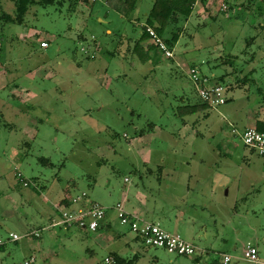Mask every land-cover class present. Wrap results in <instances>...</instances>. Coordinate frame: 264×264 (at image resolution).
<instances>
[{
	"label": "rangeland",
	"instance_id": "1",
	"mask_svg": "<svg viewBox=\"0 0 264 264\" xmlns=\"http://www.w3.org/2000/svg\"><path fill=\"white\" fill-rule=\"evenodd\" d=\"M229 1L228 14L215 10V19L192 17L172 32L176 57L185 66L160 50L153 52L158 63L152 66L123 53L121 40L139 39L142 27L107 0L31 4L24 23L0 22V70L9 84H19L20 95L12 107L5 103L12 86L0 90V264L31 258L30 264H105L111 252L125 261L138 255L133 264L219 259V253L204 252L196 260L145 244L117 216L111 230L49 227L51 209L60 214L54 200L64 193L71 199L85 191L88 199L115 206L120 193L128 191L135 200L140 190H146L147 220H159L199 248L203 242L192 236L200 225L213 234L231 233L234 255L243 258L242 245L250 242L264 264V157L244 144L235 121L249 110L264 119V0ZM139 2L145 23L152 0ZM3 11L15 15L14 1L0 0ZM228 54L237 55L232 65L221 63ZM191 66L216 81L230 73L221 81L229 100L189 110L203 101ZM248 72L256 82H238ZM160 158L167 166L157 164ZM193 172L207 176L198 188ZM34 230L41 237L8 240L11 232ZM106 232L121 235L104 245L96 237Z\"/></svg>",
	"mask_w": 264,
	"mask_h": 264
},
{
	"label": "built area",
	"instance_id": "2",
	"mask_svg": "<svg viewBox=\"0 0 264 264\" xmlns=\"http://www.w3.org/2000/svg\"><path fill=\"white\" fill-rule=\"evenodd\" d=\"M96 2L98 0H90ZM219 3V10L227 11L228 3L226 0H214ZM157 48L167 57H174L173 49L161 38L151 26L146 28ZM49 42L41 41L42 47H47ZM190 77L196 84L198 94L211 104V106H219L226 102L225 87L214 80H210L207 76H201L196 67H190ZM244 144L253 147L260 155L264 157V130H259L255 125L247 126L239 132ZM20 175V174H19ZM24 186H28L29 182L21 179ZM115 214L123 225L130 226L131 230L143 239V242L148 245L164 247L169 252H175L187 256H198L203 253V250L197 247L194 243L184 239L179 233H174L166 230L159 222L149 221L143 216L128 211L124 203L119 201L113 206ZM60 214L49 226H62L69 228L76 225L81 228H88L91 231H96L100 226L104 225L107 219L108 208L99 202L88 199L87 193L84 191L81 194L73 196L68 200V204L60 207ZM48 227V226H47ZM46 227V228H47ZM41 230L26 232L23 235L11 232L8 240L17 241L23 236L39 237ZM4 244V240L0 237V246ZM243 258L252 263H258V249L256 246L248 244L244 248ZM232 259L229 254L223 255L224 263H228ZM34 258L26 261L30 264ZM105 264H115V258L112 255H107L104 259Z\"/></svg>",
	"mask_w": 264,
	"mask_h": 264
},
{
	"label": "crops",
	"instance_id": "3",
	"mask_svg": "<svg viewBox=\"0 0 264 264\" xmlns=\"http://www.w3.org/2000/svg\"><path fill=\"white\" fill-rule=\"evenodd\" d=\"M141 1V0H140ZM153 2L154 0H152V3L150 5V7L147 8L146 12L144 13L145 15V18L146 19V15L148 13V11L150 10V8L152 7L153 5ZM140 2H138V5H137V8L132 12L130 18L133 19L134 22H137L140 24V26L142 27L141 30H140V35L141 33L143 32V27L145 25L144 22H141V18L140 16L138 15V11H139V8H140ZM217 7V8H216ZM219 3L217 1H214V0H197L193 6H192V11L190 13V15L187 17V18H181V22H185L184 23V26L187 24V22L192 18V17H202L204 20L205 19H215L219 14H216V13H213L215 12V10L219 11ZM228 14V12H226ZM141 22V23H140ZM183 26V28H184ZM112 31L110 29H108V33H111ZM180 37V36H179ZM178 37V39H179ZM138 39L136 40H121V51L123 53H127L130 55V53L132 54L133 57L131 58H134V61L136 63H139L140 62V57H138L137 55V52H134V46L136 44ZM129 41V42H128ZM165 41V40H164ZM177 43V41L175 42ZM168 45V44H167ZM175 45V44H174ZM141 46L143 48V50H146L148 53H150V58L149 60L147 61H142V64L145 65V64H148L147 66H152V64L156 61H154V59L152 58L153 57V52L155 51H158L159 49L157 48V46L154 44L153 40L149 38L145 39V40H142L141 41ZM169 46V45H168ZM48 47V46H47ZM124 47V48H123ZM170 47V46H169ZM46 48V47H45ZM171 48V47H170ZM173 49V52H174V57H166L168 59L171 60V62H176L178 66H185L187 65L185 62L181 61L180 59H178L176 57V54H175V48L174 46L171 48ZM144 52V51H143ZM162 54H164L162 51H160ZM164 56V55H163ZM141 63V62H140ZM158 63V60L157 62ZM154 67V66H153ZM191 67H194V66H191ZM33 74L36 73V71H38L39 69L36 68V69H33ZM5 72V70H0V90L1 88H7L10 86H12L10 89H11V94L13 95L12 97H8L7 100H9L8 102H5L7 100L3 101L5 103H9L8 105H11L12 107L16 106L14 105V101H16V99H19L20 98V95H17V92H19L17 90V87L19 84L13 82L12 84H9L8 83V79L5 77H3V73ZM32 71H30L29 73H31ZM105 72V71H104ZM96 73V72H95ZM96 75V74H95ZM98 76H102V74H98L96 77ZM5 78V79H3ZM29 98H31V96H27ZM33 97H36V95H33ZM32 97V98H33ZM13 101V102H12ZM252 110H249L247 111L245 114H242V116H238V115H235V121L238 123V127L241 128L240 131H242L243 129H245L247 126H250V125H255L256 124V121L259 117L260 114H256L255 116H251ZM236 122H235V125H236ZM241 125V126H239ZM152 128H154V130L157 128V130L159 131V133L161 132L162 135H164V131L163 129L159 128L157 124H152ZM168 136H170V132L168 131ZM144 136H141L140 138H143ZM146 163V161H145ZM157 164H163V165H166L167 166V162L165 161L164 158H160L158 161H157ZM136 170H138V168L136 167L135 168ZM168 174V173H167ZM193 178V179H192ZM126 181H129V179L125 178ZM190 179H192V181H194L196 183V188H198V184H200L201 182H205L207 180V176H205L204 174H196L193 172V175L190 176ZM208 181L210 183H212V185L210 184V187H211V191L212 192L213 190L216 189L215 185L213 184V178L211 176L208 177ZM170 187V186H168ZM186 192H188V189H189V186L186 185ZM195 190V189H193ZM129 193L128 191H124L122 193H120V197H122V200H119L121 202H123L125 204V207L126 209H128V211L130 212H134V213H137L141 216H143L145 219L150 211V208L149 206L147 205L146 203V190L142 191H138L137 192V196H136V199L135 200H132L129 198ZM70 198H67V196L64 194L60 195L55 201V203L53 204V207H57L58 210L60 209V207L64 204H67L68 203V200ZM104 201V200H103ZM117 201V202H119ZM116 202V203H117ZM103 206L107 207L108 208V215H107V219H106V222L104 225L100 226L99 228H107V230H111L112 227H113V221L115 220L116 218V214H115V211H114V208H113V205L110 204V203H107V202H102L101 203ZM52 212L50 214V219H51V222L50 224L55 220V218H57L55 216V212L53 211L54 209H51ZM228 212H233L236 214V216H241L242 218L244 217L243 213H241L239 211V209H228L227 210ZM240 213V214H239ZM158 215V214H157ZM117 219V218H116ZM156 222H159V220H156ZM78 227L76 225H73L69 228H63L64 230H70L72 229L73 227ZM50 227V226H49ZM47 227V228H49ZM46 227H44L45 229ZM43 229V228H42ZM99 230V229H97ZM96 230V231H97ZM196 233L194 236V239L197 240L199 239V241L203 242L204 244V247H202L201 249L203 250V253H208V254H211V253H219V255H221L219 257L217 261L218 264H231V263H234V264H240V260H244V258H241V256L237 255V254H233V252H231L230 250L233 248V249H236L237 248V242H236V238L231 234V233H220V234H213L211 231H209V229L207 227H204L203 225H200L199 228H196ZM113 231V230H112ZM169 231V230H168ZM171 232V231H170ZM174 233H179V232H174ZM180 234V233H179ZM121 235L120 232H114L113 234L110 233V232H106L105 233V237H102L101 235H99L98 237V241L99 242H102L104 245H106L110 240H115L117 237H119ZM181 235V234H180ZM182 236V235H181ZM211 236V237H210ZM41 237V235L39 236ZM183 237V236H182ZM188 241V240H187ZM191 242V241H190ZM247 244H251V245H254L257 247L258 249V258H259V248L257 245L253 244V243H246ZM246 245H242V249L244 250V248L246 247ZM219 251V252H217ZM201 253V254H203ZM200 254V255H201ZM224 254H229L232 256V259L228 262V263H224L223 261V255ZM199 255L195 258L196 260H199ZM262 258H260L258 260V263L257 264H261L263 263ZM234 260V262H233ZM215 259H213L211 262H209L208 264H216L215 262ZM247 261V260H246ZM250 262V261H248ZM252 263V262H250ZM253 264H256V263H253Z\"/></svg>",
	"mask_w": 264,
	"mask_h": 264
},
{
	"label": "trees",
	"instance_id": "4",
	"mask_svg": "<svg viewBox=\"0 0 264 264\" xmlns=\"http://www.w3.org/2000/svg\"><path fill=\"white\" fill-rule=\"evenodd\" d=\"M13 1L15 3V8H16L15 15H12L6 11H3V13L0 15L1 23L18 22L22 24L24 23L25 13L31 4H37V3L48 4V3H54L56 0H13ZM139 1L140 0H107V2L108 3L110 2L111 5L120 14H122L123 16L127 18H130L132 12L137 8ZM196 1L197 0H154L152 7L150 8V10L148 11L146 15V21L143 27V32L141 33L139 39L137 40L134 46V52H137L138 57H140L142 61H147L151 57L150 54L146 50H143L141 46V41L150 37L146 28L148 26H151L152 28H154L157 34L161 38H163L165 42L172 48L176 42L173 38V36L175 37V35H172V32L177 30V28H179L178 26H179V23L181 22V18L185 19L190 15L192 11V6ZM227 3H230V1L228 0ZM232 6L233 5L228 4V9L226 12L231 11ZM236 56L237 55H234V54H228L224 58L221 56L220 57L222 58L221 63L232 65L233 61L236 59ZM252 73L253 72H248L247 74L242 75L241 77L237 78L238 82L239 81L242 83L256 82L255 81L256 79L253 77ZM228 74L224 73L223 75L219 77L217 81L216 80L214 81L223 85V82L221 81H224L225 77ZM210 80L212 79L210 78ZM225 91H226V88H225ZM201 99L203 100L202 97ZM228 100L229 99L226 98V102ZM208 106L213 107L211 106L210 103H208L205 100L195 105H188L189 110L191 111H199L200 109H204L205 107H208ZM256 127L259 130H264V119L258 118L256 121ZM42 159L44 161L46 160L45 157H42ZM137 237L143 241V239L140 236H137ZM110 255H112L115 258V261H116L115 264H133V262L138 258V255H135L133 258L125 261L116 252H111ZM214 262L218 264L216 259Z\"/></svg>",
	"mask_w": 264,
	"mask_h": 264
}]
</instances>
